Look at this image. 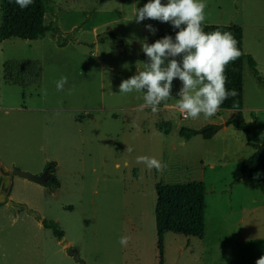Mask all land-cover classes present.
Instances as JSON below:
<instances>
[{"label":"rangeland","instance_id":"rangeland-1","mask_svg":"<svg viewBox=\"0 0 264 264\" xmlns=\"http://www.w3.org/2000/svg\"><path fill=\"white\" fill-rule=\"evenodd\" d=\"M147 2L47 0L44 21H54L53 30L36 39L0 41V166L40 174L55 161L58 180L55 186L12 174L8 198L33 215L0 204V264H157L155 182L190 180L205 188L204 234L164 232L163 264H256L264 256V193L257 181L239 176L240 160L253 151L245 132L228 125L211 138L180 133L220 125L228 112L181 118L178 78L157 112L142 107L143 92L119 93L121 82L148 62L141 42L154 43L163 30L178 31L153 19L137 23L135 8ZM204 2L203 24L241 26L243 51L264 77V0ZM10 62L24 63V69L17 73ZM8 71L19 80L6 78ZM61 77L68 83L57 91ZM242 94L248 138L264 144V85L246 61ZM164 122L167 132L160 128ZM140 156L164 167L149 171L137 163ZM38 218L54 220L62 239L36 224ZM121 237H129L126 246Z\"/></svg>","mask_w":264,"mask_h":264},{"label":"clouds","instance_id":"clouds-1","mask_svg":"<svg viewBox=\"0 0 264 264\" xmlns=\"http://www.w3.org/2000/svg\"><path fill=\"white\" fill-rule=\"evenodd\" d=\"M15 3L23 10L33 0H15ZM206 7L204 0H167L166 4L161 0H148L143 7H136L137 23L153 19L168 22L178 31L174 39L166 35L152 44L146 39L141 42L148 62H140L143 70L137 69V74L121 82L119 93L143 92L142 107H151L157 112L158 105L172 97L173 80L178 78L182 86L177 92V107L192 119L201 114L205 119L215 115L224 100L236 96L234 89H226L225 73L226 66L241 55L238 41L230 32L204 31ZM146 28L153 34L156 31L150 24ZM178 56L180 60L176 59ZM67 83V77H61L56 81L57 91H64ZM68 91L70 94L71 89ZM127 151L131 152L132 148ZM137 163H143L149 171L164 167L160 161L148 156L137 157ZM128 240L129 237H121L119 243L126 246ZM256 264H264V256Z\"/></svg>","mask_w":264,"mask_h":264},{"label":"trees","instance_id":"trees-1","mask_svg":"<svg viewBox=\"0 0 264 264\" xmlns=\"http://www.w3.org/2000/svg\"><path fill=\"white\" fill-rule=\"evenodd\" d=\"M47 0H33V3L25 9H21L15 0H0V41L9 37H19L23 39H36L43 36L46 31L53 30L54 21H44V14L48 11ZM205 32H230L238 41L237 47L241 53L239 58L230 62L226 66V89L235 90L237 95L224 100L219 109H232L236 111L237 117L232 115L224 121L225 125L242 130L246 135V143L251 145L253 152L243 158L239 164L240 179L243 181H257L259 189L264 193V144L255 143L249 140V128L241 116L242 91H243V63L247 66L255 79L264 85L262 77L256 69L254 58L243 51L242 46V28L236 24H217L206 23L202 25ZM166 35H175L169 30H163L156 34L157 40ZM112 38L113 34L109 35ZM64 44V41H61ZM15 67L19 73L24 69V63L10 62L7 67ZM18 66V67H17ZM14 71V73H15ZM8 79L12 81L19 80L18 77H11L10 71L6 72ZM164 131L169 129V123L164 122ZM215 132L213 124H206L200 129L181 130L180 133L185 137H190L199 133L203 138H210ZM55 161H50L46 168L50 171V179L46 184L58 186V180L54 176ZM156 198L154 203V224L157 235L158 262L163 264L162 258V236L166 231L180 233L184 235L201 238L204 234V185L201 180H190L181 183L165 184L155 182L154 185ZM10 185L5 191V196L9 195ZM5 203V199L0 204ZM32 212V210H31ZM41 225L50 228L52 234L60 239L63 235L62 229L52 219H40Z\"/></svg>","mask_w":264,"mask_h":264},{"label":"water","instance_id":"water-1","mask_svg":"<svg viewBox=\"0 0 264 264\" xmlns=\"http://www.w3.org/2000/svg\"><path fill=\"white\" fill-rule=\"evenodd\" d=\"M232 117L235 118V117H237V115L233 114ZM219 126L220 125H214V129L218 128ZM0 172L2 174V182L0 185V189H1L0 200L3 201L5 199L6 205L8 206V208L12 212H13L14 206L21 207V208L26 209V210H28V209H27L26 204L15 202V201H13L10 198L5 196L4 191L9 185L11 174H15V175H18L20 177H24L26 179H29V180H32V181H35V182H38L41 184H46L49 181L50 175H51L50 171L47 168H45L43 170V172L40 174H33L27 170L15 168L14 166H12L11 169H6V168L0 166Z\"/></svg>","mask_w":264,"mask_h":264},{"label":"crops","instance_id":"crops-1","mask_svg":"<svg viewBox=\"0 0 264 264\" xmlns=\"http://www.w3.org/2000/svg\"><path fill=\"white\" fill-rule=\"evenodd\" d=\"M219 110H226L227 112H228V116H226V117H224V118H221L222 120L219 122L220 123V127H223V128H225L226 126H228V125H225L224 124V121L227 119V118H229L231 115H233V114H236V111H234V110H232V109H219ZM229 126H232V125H229ZM215 133V132H214ZM214 135V134H213ZM212 135V136H213ZM211 136V137H212ZM210 137V138H211ZM253 152V151H252ZM251 152V153H252ZM241 161V160H240ZM55 166H56V162H55ZM6 169H10V168H6ZM54 171H55V167H54ZM55 173V172H54ZM12 174L10 175V181H11V179H12ZM24 200V198L23 197H19V201H23ZM3 204H6V203H3ZM0 208H3V207H1L0 206ZM14 209H15V206L13 207ZM0 212H1V214H3V212H2V209H0ZM27 213H25L26 215L25 216H32L33 214H31V211L29 210V208H28V210L26 211ZM36 224H38V225H40L41 224V222L39 221V220H37L36 221ZM62 237H63V235H62ZM62 237L59 239V240H61L62 239ZM67 243H69V241H66L65 243H63L62 245H61V249H63V248H65L66 246H67Z\"/></svg>","mask_w":264,"mask_h":264},{"label":"built area","instance_id":"built-area-1","mask_svg":"<svg viewBox=\"0 0 264 264\" xmlns=\"http://www.w3.org/2000/svg\"><path fill=\"white\" fill-rule=\"evenodd\" d=\"M185 116H186V114L180 112V117H181V118H183V117H185Z\"/></svg>","mask_w":264,"mask_h":264}]
</instances>
